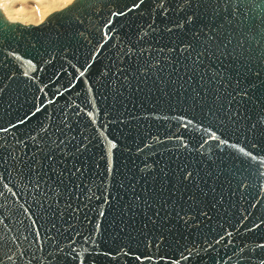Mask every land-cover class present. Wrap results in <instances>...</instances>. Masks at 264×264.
Returning a JSON list of instances; mask_svg holds the SVG:
<instances>
[{
	"label": "water",
	"instance_id": "water-1",
	"mask_svg": "<svg viewBox=\"0 0 264 264\" xmlns=\"http://www.w3.org/2000/svg\"><path fill=\"white\" fill-rule=\"evenodd\" d=\"M0 264H264V0L0 10Z\"/></svg>",
	"mask_w": 264,
	"mask_h": 264
},
{
	"label": "bare ground",
	"instance_id": "bare-ground-1",
	"mask_svg": "<svg viewBox=\"0 0 264 264\" xmlns=\"http://www.w3.org/2000/svg\"><path fill=\"white\" fill-rule=\"evenodd\" d=\"M13 1L14 0H0V10L2 11V13L3 12H5V13H3V15H5L6 14V16H5V19H6V21H10L11 23H13V22H15V20H16V18H20L19 20H22V21H26V20H31V19H34L35 17H36V14L35 13H33L32 15H29V14H31V13H29V11L28 10H25V9H23V8H20V7H23V6H25L26 8L28 7V6H26L28 3L26 2L27 0H23V1H21V3L19 4V7L18 8H20V9H17L16 7H14L13 5H11V3H13ZM33 1V0H32ZM65 1H67V0H34L33 1V3H32V5L34 6H40V5H47L46 6V8L48 7V6H50V7H52L53 9L55 8L56 9V7L57 6H61L62 4H65ZM70 1V0H69ZM68 1V2H69ZM26 2V3H25ZM23 3H25L26 5H22ZM29 5V4H28ZM65 5H67V4H65ZM69 5V4H68ZM50 7H48V8H50ZM40 8H41V6H40ZM42 8H44L43 6H42ZM47 8V9H48ZM52 8H51V10H50V12L52 11ZM59 8V7H58ZM45 9V8H44ZM5 10V11H4ZM49 10V9H48ZM31 12V11H30ZM42 12V11H41ZM41 12H39V13H41ZM45 12V11H44ZM49 12V13H50ZM53 13V12H52ZM38 14V13H37ZM51 14V13H50ZM8 15V16H7ZM45 15H47V12H46V14ZM43 16H44V14H43ZM38 17V16H37ZM26 19V20H25ZM32 21H34V20H32ZM23 23V22H22ZM26 23V22H25ZM42 23V22H41ZM39 25V24H38ZM34 26V25H33ZM35 26H37V25H35Z\"/></svg>",
	"mask_w": 264,
	"mask_h": 264
},
{
	"label": "rangeland",
	"instance_id": "rangeland-1",
	"mask_svg": "<svg viewBox=\"0 0 264 264\" xmlns=\"http://www.w3.org/2000/svg\"><path fill=\"white\" fill-rule=\"evenodd\" d=\"M21 1H23V0H14L13 1V3H11V5H13L14 7H16L17 9H20V8H23V9H25V10H30L29 11V13H31V14H29V15H32L33 13H35L36 14V17L34 18V19H29V20H26V21H22V20H19L20 18H16V20H15V22H13V23H20V24H23V25H38V24H40L41 22H43L49 15H50V13L52 14V12L54 13V12H56V11H59V10H62V9H64L65 7H67V6H69L74 0H67V1H65V4H67V5H65V4H62L61 6H57L56 7V9L54 8H52V7H50V6H48V7H50V8H46V6L47 5H40L41 6V8H40V6H33L32 5V3H33V1L32 0H27L26 2L29 4H25V3H23L22 5H26V6H28L27 8L25 7V6H23V7H20V8H18L19 7V4L21 3ZM69 1V2H68ZM69 4V5H68ZM42 6L45 8H42ZM59 7V8H58ZM51 8H52V11L50 12V10H51ZM5 11V10H4ZM42 11V12H41ZM45 11V12H44ZM39 12H41V13H39ZM46 12H47V15H45L46 14ZM50 12V13H49ZM3 13H5V12H3ZM38 13V14H37ZM43 14H44V16H43ZM4 16H6V14L4 15ZM8 16V15H7ZM38 16V17H37ZM32 20H34V21H32ZM7 22H10V21H7ZM23 22V23H22ZM26 22V23H25Z\"/></svg>",
	"mask_w": 264,
	"mask_h": 264
}]
</instances>
